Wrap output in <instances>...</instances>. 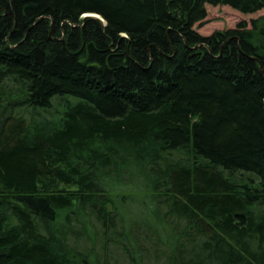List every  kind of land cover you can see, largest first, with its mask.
<instances>
[{
    "label": "trees",
    "instance_id": "16d2710c",
    "mask_svg": "<svg viewBox=\"0 0 264 264\" xmlns=\"http://www.w3.org/2000/svg\"><path fill=\"white\" fill-rule=\"evenodd\" d=\"M208 5L264 10L0 0V264H112V247L129 264H264V16L202 36ZM136 185L140 232L107 208Z\"/></svg>",
    "mask_w": 264,
    "mask_h": 264
},
{
    "label": "rangeland",
    "instance_id": "374dc122",
    "mask_svg": "<svg viewBox=\"0 0 264 264\" xmlns=\"http://www.w3.org/2000/svg\"><path fill=\"white\" fill-rule=\"evenodd\" d=\"M207 12L208 17L205 22L202 25L197 24L195 26V29L202 36H211L217 31L236 29L238 24L243 22L247 23L250 27L252 20L264 16V10L253 14H243L230 8L229 6L208 5ZM139 188L140 187H138L137 185L117 187L114 191L112 190V205L107 206L108 209L118 207V209L122 213L127 228L132 227L139 222L137 227L135 228L136 232H140L142 228H146L145 226L140 225L142 222L145 221L153 223V220L149 218V210L151 208L150 200L148 196ZM94 225L96 229H99L98 231H102V228L99 224L94 223ZM97 248V251H100V253H102L101 250L103 249L101 241H99ZM123 257H125L124 254H122L120 251H114V247H112V260H110L112 264H129ZM163 261L160 262L162 263Z\"/></svg>",
    "mask_w": 264,
    "mask_h": 264
},
{
    "label": "water",
    "instance_id": "95a60500",
    "mask_svg": "<svg viewBox=\"0 0 264 264\" xmlns=\"http://www.w3.org/2000/svg\"><path fill=\"white\" fill-rule=\"evenodd\" d=\"M84 17H85V18H87V17H95V18L100 19V17H98V16H96V15H93V14H86V15H84Z\"/></svg>",
    "mask_w": 264,
    "mask_h": 264
}]
</instances>
